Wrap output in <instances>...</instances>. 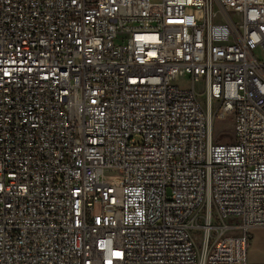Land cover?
<instances>
[{"label": "built area", "instance_id": "1", "mask_svg": "<svg viewBox=\"0 0 264 264\" xmlns=\"http://www.w3.org/2000/svg\"><path fill=\"white\" fill-rule=\"evenodd\" d=\"M256 227L264 0H0V264H248Z\"/></svg>", "mask_w": 264, "mask_h": 264}, {"label": "rangeland", "instance_id": "2", "mask_svg": "<svg viewBox=\"0 0 264 264\" xmlns=\"http://www.w3.org/2000/svg\"><path fill=\"white\" fill-rule=\"evenodd\" d=\"M195 89L198 92L203 90V82H196ZM203 97L199 98L201 104L203 105ZM216 133V139L221 142H229L232 140L233 136V126L231 117L217 120L214 124ZM117 174V172H114ZM99 211V205L94 207L93 213ZM225 222L229 225L238 226L239 219L236 216L230 215L225 218ZM216 224L215 219H213V225ZM227 235L238 236L240 234V229L230 228L225 231ZM249 247L247 251L248 264H264V227H256L250 229L249 232Z\"/></svg>", "mask_w": 264, "mask_h": 264}, {"label": "snow or ice", "instance_id": "3", "mask_svg": "<svg viewBox=\"0 0 264 264\" xmlns=\"http://www.w3.org/2000/svg\"><path fill=\"white\" fill-rule=\"evenodd\" d=\"M116 255H119V253H117Z\"/></svg>", "mask_w": 264, "mask_h": 264}, {"label": "crops", "instance_id": "4", "mask_svg": "<svg viewBox=\"0 0 264 264\" xmlns=\"http://www.w3.org/2000/svg\"><path fill=\"white\" fill-rule=\"evenodd\" d=\"M250 243V242H249ZM248 247H249V245H248Z\"/></svg>", "mask_w": 264, "mask_h": 264}]
</instances>
